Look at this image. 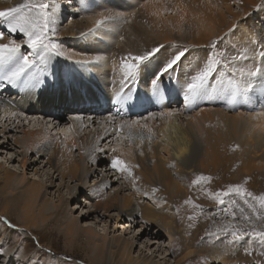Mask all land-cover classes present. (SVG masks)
<instances>
[{"label": "bare ground", "instance_id": "bare-ground-1", "mask_svg": "<svg viewBox=\"0 0 264 264\" xmlns=\"http://www.w3.org/2000/svg\"><path fill=\"white\" fill-rule=\"evenodd\" d=\"M94 1L95 0H85V2L88 3H93ZM99 1H97L96 4L103 8H108L107 4H105L106 7L101 4V1L107 3L106 0ZM135 1L136 0H115V8L113 10L104 9V11L98 15L100 17H112V19L106 20L100 28H96V22L94 20H90V22L85 18L86 25L88 23H90V25L86 28L87 30L85 29L84 34L86 35L82 36V39L87 41L85 44L88 46H92L96 43L99 47L96 46L97 48H91V51L86 52V54L80 51L77 54H73L70 51L67 56L70 55L72 58L75 57L76 60H90L97 56L102 57L101 51L112 42L109 39L111 38L113 25L118 21L122 22L125 17L123 16L124 12L129 9L135 10V13L142 18L143 22L147 24L151 23V30L155 34L161 22L159 11L164 7L170 8L172 12V16L169 17V19L178 14L175 23L181 26L180 19L184 15V12L181 9V4H179V7L175 0H148L147 3L139 5L138 7L135 6ZM191 1L194 0H188V2ZM200 1L203 4L198 2L193 3L194 5L190 4L194 11H201L202 8L206 6L208 0ZM213 1L216 4H213L215 5L214 13L216 17L210 16V18L214 20V22H226L228 24L227 31L233 27L236 17L239 16V14L231 11L230 3L236 4L241 8L244 15H246L248 13V8L253 5V2H256L255 0ZM22 2L23 0H0V10L15 7L18 3ZM48 2L50 5L48 10L51 14L50 21L54 27L64 15V10L62 11L63 4L57 0H48ZM174 2L175 5H173ZM261 7L264 17V4ZM122 8H124V12L119 13ZM221 8L226 10L232 20H227L220 10ZM137 21L139 20H135L130 24L133 29L132 31L137 34V37L129 34L126 46L128 48H119L120 53L123 55L120 56L119 65L113 66V73L106 72V70L102 69L105 67V60L103 59L99 63L92 64L95 72L98 73V77L100 76L99 78L102 80L98 78L99 81L96 83L93 82L92 84L85 82L83 87L88 89V93L91 91L95 92V96H98L96 102L99 108L95 107V109L92 110L89 105L91 100H81L71 101L69 103L70 110H67V113H73L74 115L75 113H82V111L89 109L91 113H99L100 115V113L105 114L110 107L114 110V107L117 106L124 110V117L127 116V118H123L124 120H114L111 118L112 116L105 117V119H103L105 124L99 128H93V131L83 132L79 135L64 133L62 136L65 142L63 147H59L57 141L48 135L50 132H48L47 127L46 131H41V133L39 131L30 130L28 131V138L26 139L27 144L25 147L27 149L36 147L34 151L35 156L38 158L43 156L46 159V163L52 167L54 172H56L62 180L70 178L77 181L78 179L80 180L82 176L85 177L92 174L93 169L97 171L98 169H95L98 167L97 165H103L104 158L102 156L98 155L95 158L93 157L96 154L92 156L97 144L113 133L122 134V136L129 139L131 148L130 150H122L119 148L113 151L111 158L119 157L125 162L128 170L124 172L115 170L111 167L110 162L109 168L105 167V170H108L109 174L111 173L110 178L107 179L101 176L100 181L93 185H89L88 188L84 190L86 198L91 202L94 212L99 210L108 212L110 209L114 208L116 211L115 220L127 219L131 224L134 222L135 217L139 216L144 222L143 225L150 226V228L155 227L157 229L154 233L156 239L160 238L163 234L174 237L177 243L175 242L176 244L172 245V247L175 246L176 248L177 264H188L187 261L197 256V252H203L209 256V264H240L242 261L239 260L242 255L238 256L239 254H237V256H235L230 252L231 244L229 241L231 240L225 242L220 241V238H222L226 232L225 229H220L217 224L208 226L207 223L212 220L211 214H235V210L237 211L241 205H239V202L234 198L238 197V195H243V190L245 189L247 190L246 192L252 193V196L248 197L256 201L253 213L264 214V204H262L259 199V197L264 196V189H260L264 186V172H261L264 171V78H249L239 75V70L241 69L246 72L248 69H255L257 66L264 68V56L260 54L264 52V25H258L252 20L247 19V22L242 25L244 29L238 27L241 29L240 33L237 37H232V50H228L226 53V55H229L226 59L229 58V60H225V64H222L225 68H228L230 74L232 73L233 76H231V74L221 78L220 75L215 74L214 78L209 82L207 92L196 98L197 102L209 104L210 107L206 109L205 107H201L198 110L199 113H196L197 115L187 117V114L183 115L184 112L180 113L168 107H171L170 102L174 101L173 98L184 96L182 89H186V84L190 82L191 76L195 75V71H199L197 69H191L188 65L183 66L180 64L171 69V72L178 78L175 85H177L178 90L181 91L180 94H175V92L171 90V94H169L167 86L171 84L172 79L169 76V80L168 78L165 79L163 75H160L158 79V82H160L157 85L158 91H154L152 86L147 88L138 85V89H136L135 87H131L129 83H121L119 86H110V84L106 87L103 86L106 83L103 78L110 80L111 77L109 75L111 74H115L117 77L121 78L125 75V78H129L124 70L123 61L130 60L131 57L134 56L133 52H140L139 55H143L142 50L146 52L154 48L148 46L150 41L147 39V34L151 31L142 32L138 24L139 22L136 23ZM204 25L208 26V23L205 22ZM80 27L81 24H74L72 27L70 26L65 30H61L60 34L62 37L81 35L82 30L79 29ZM75 28L79 30L76 31ZM93 29H95V31H91ZM180 33H182L181 36L178 34L180 38H189L187 42H193L195 44L192 45V47L198 45L207 46L210 41L208 39L209 35L200 36V33L195 32L193 29L191 30V28L184 27L181 29ZM2 42L7 43L8 41L3 40ZM218 45L221 52L224 47H227V44L224 42ZM245 52L248 59L238 58L235 61L232 60L233 56L239 57L241 53ZM222 53L225 54L224 51ZM153 58L155 59V57ZM196 62L200 64V61ZM158 65L144 66L141 71L144 79L145 77L148 79L149 76H154L159 70L161 71V66ZM203 67L204 65L201 64V68ZM232 69H236L237 71L233 72ZM71 73L75 75V77L76 75L81 78L83 76H88V72L80 66L73 69ZM141 73L139 72V74ZM227 79H230L233 84L239 85L236 98L233 99L234 102L232 97L229 98L228 94L230 91L221 90L222 82L227 81ZM36 81L37 80H32L33 84L36 83ZM67 81L65 74H63L60 79L62 85L56 89V92L53 94L55 97H58L56 100H71L76 94L73 88L68 87ZM46 85H48V83L44 82L42 84L43 88ZM100 86L103 89L105 88V97L98 91V87ZM12 87L16 88L15 94L0 93V114L3 118L5 117V120L17 118L21 115L19 114L20 112L24 113L29 110H31L30 113L35 115L40 112L52 113L54 116L52 121L55 119L62 120L64 117L66 118V114L58 118L57 114L59 112L56 113L55 108H52L49 104L50 102L45 100L43 91L41 94H35L37 92L35 87H30L26 90V84L22 82L12 85ZM166 88L168 90H166ZM44 90L46 89L44 88ZM244 90H247V103L241 107L239 104L245 101V98H243ZM129 91H131V93H129ZM138 98L140 101H146V104L140 101L139 103H133V101L138 100ZM229 101H231V103ZM73 102L76 103L73 104ZM100 104L104 106H100ZM246 105H252V108L249 107L250 109H248ZM153 106L161 108L162 117L160 113L159 115L149 113L143 116L146 111L152 110ZM137 107H139V109H137ZM129 108H131V111ZM62 113L63 112H61V114ZM99 115L97 114V116ZM84 116L86 115H79L80 125L82 126L86 121L88 125H90L91 116ZM97 120L102 119H96V121ZM57 122L59 125V121ZM64 122H72V118L67 116ZM7 131V126L2 125V127H0V138H2L0 145L7 148L10 145L8 142L11 141L12 144L18 146L20 141L17 138L12 139V137L7 134ZM199 134L205 138L208 150L205 159H199L198 161ZM71 147L77 148L80 152V158L86 156L85 160L91 161L89 159H92L90 167L93 166V168L85 166L81 171L82 166L72 154ZM137 150H141V153H137ZM89 156L92 157L89 158ZM149 158H152V164L149 163ZM257 160H259L260 163L256 164L255 162H257ZM26 164V158L24 157L21 160V166H29L27 168L30 169L34 168L32 167L34 165L33 162L28 165ZM197 165H199L198 169H196ZM99 172L98 170V173ZM116 175L117 179L120 181L118 182V186L112 188V182L117 181ZM185 175L188 176L187 179L189 182H187V184L183 181ZM200 177H204L205 179H200ZM48 180L50 181L49 186L53 187L54 181L51 175L48 176ZM196 180H198V183L204 181L205 185L198 189H191L189 183ZM247 181L250 183V187ZM16 184H18V186L17 188L15 187V193H12V195L7 198V201L13 205L17 212L19 211L22 213L20 214L22 217L19 216V222L23 225L24 229L30 228L31 226V229L35 230V224H42L46 218L43 213L45 201L38 203L41 200H39V198L43 195V193H41L44 186L43 182L34 180L28 182L23 174L20 176L14 174L0 164V191L5 186L13 185L14 187ZM236 185L240 186L242 190L241 193L229 192L228 195H221L220 199H223L224 202L220 203L217 194L228 192L230 186ZM45 188L47 189V187ZM126 190L128 191L127 193L124 192ZM194 197L201 198V203H204L202 205L200 204V206L198 204V207L201 208V212L213 206L215 207L214 212L203 213L207 215L204 216L201 221L202 224L200 223L196 229H193L192 224L187 222L178 229L176 226L177 223H179L182 217L184 219L187 214H190L189 207L185 205L182 214H175L176 212L172 207V203L174 205L185 203L194 204ZM60 198L59 201L62 200ZM195 203L198 202L196 201ZM37 205H39V210L35 211ZM258 205L262 206L258 208ZM233 206L234 213L232 212ZM1 209V211H6L4 206L1 207ZM244 211L243 209L239 210L240 214H247L244 213ZM56 212H58V209ZM34 214L38 215V219H35ZM192 214H198V212ZM63 217V233L67 236L68 241H76L83 235V240L90 245L93 252L91 261H94V263L109 264L113 262L118 255V264H159L151 263L150 260H145L146 256L143 257L144 254L143 256H140L141 253L133 255L131 251L132 244L129 241L120 244L121 242L105 234L96 237L93 230L79 225L73 217ZM249 218H251V216ZM31 229H28V231L31 232ZM233 235L236 237L237 234L231 232L230 239ZM197 243H201L200 249L195 247ZM5 249L6 251L2 263L15 264L16 262H14L15 260H13L11 255L12 248L7 249L5 246ZM163 257L164 256H162V258ZM59 261L60 260L56 261V264H59ZM48 263L49 262L46 264Z\"/></svg>", "mask_w": 264, "mask_h": 264}, {"label": "rangeland", "instance_id": "rangeland-1", "mask_svg": "<svg viewBox=\"0 0 264 264\" xmlns=\"http://www.w3.org/2000/svg\"><path fill=\"white\" fill-rule=\"evenodd\" d=\"M57 1L63 4L62 11L64 10L63 12L64 15L62 19L59 21V23L54 27L52 26L51 21L49 22L48 25L49 31L47 35L49 41L51 43L56 44L58 50L60 52H64L65 55H59L57 52H49L46 54L47 57L46 61L44 65H41V67H43L44 69L43 75L40 76L38 75L36 79H34V81L35 80L40 81L38 86L35 87V89H37V92L35 94H41L43 91V94L45 95V100L47 102H50L49 104L52 106V108H55L56 113L59 112L57 114L58 118H60L61 116H65L64 114H66V118L67 116L71 117L72 122L65 123L64 122L66 120L65 117H64L65 119L62 118V120L55 119L52 121V118L54 117L52 113L40 112L39 114L35 115L33 113H30L31 110L26 111L24 113L20 112L19 114L21 115H19L17 118L10 120H5V117L3 118V116L0 114V127H2V125L7 126L8 127L7 134L10 137H12V139L17 138L20 141V144L18 146L12 144L11 141L8 142L10 145L7 148H4L0 145V164L3 167L12 171L14 174H17L19 176L23 174L28 182H31L33 180L41 181L43 182V185L47 187L46 189L43 186L41 191L43 195H41V198H39V200L40 199L41 200L40 202H38V203H42L43 201H45L44 202L45 209L43 210L44 211L43 213L46 216V218L42 224H35L36 226L35 230L31 229V226L30 228L24 229L23 225H21V223L19 222L20 221L19 216L22 217L20 215L22 213L19 211L17 212L13 207V205L7 201V198L11 196L12 193H15V187L17 188L18 184L14 185V187L13 185L5 186L0 191V248H4V252L6 251L5 246L7 247V249L12 248L13 254L11 253V255L13 260H15L14 262H16L15 264H46L47 262H49L48 264L50 263L56 264V261L58 260H60L59 264H97L96 262L94 263V261H91L93 252L90 248V245L85 243V240H83L84 238L83 235L79 237L78 240L76 241L75 240H73L72 242L68 241L67 236L63 233V225H64L63 216H65L66 218L73 217L79 223V225L93 230V233L95 234L96 237L105 234L106 236L111 237L114 240H118L119 242H121L120 244H123V242L125 241L131 242L132 244L131 251L133 252V255H138L141 253L140 256H143L144 254L143 257L146 256L145 260H150L151 263L177 264L176 262L177 253L175 250L176 248L175 246L172 247V245H175L177 243V241L174 240V237H169L168 235L163 234L160 238L156 239L154 233L155 230L157 229L155 227L150 228V226L143 225L144 222L143 220H141L139 216H136L134 222L131 224L130 221L127 219H121L119 221L115 220L116 211L114 208L110 209L108 212H103L102 210L94 212L91 202L88 200V198H86V193L84 190L88 188L89 185H93L94 183L100 181L101 176H104L107 179L110 178L111 173L109 174L108 173L109 171L105 170V167L109 168L110 162L112 160L111 156L113 151L119 148L122 150H130L131 148L130 141L127 137L122 136V134L113 133L109 135V137L105 138V140L99 142L92 156L96 154L93 158H95L98 155L104 158L103 165L99 164L97 165L98 167L95 168L100 171L99 172L100 174L98 173V170L94 171L93 169L92 174H89L88 176L85 177L82 176L80 177V180L78 179L77 181L72 180L70 178H65L64 180H62L61 178H59L56 172H54L52 167L48 163H46L45 161L46 159L43 156H40L39 158L35 156L34 151L36 147L32 149H27L25 147L27 144L26 139L28 138V131L30 130L39 131L41 133V131L45 132L47 127L48 132H50V134L48 135L52 139L57 141L59 147H63L65 142L62 136L64 133L79 135L82 134L83 132H89L91 130L93 131V128H99L105 124L103 120L105 119V117L112 116L111 118L114 120H124L125 117L127 118V116L124 117V110L121 107H117V106L115 107L113 106L114 110L110 107V109H108L105 112V114L100 113V115L99 113H91L89 109H87L86 111H82V113H75L74 115L73 113H67V110H70L69 103L71 101L91 100L89 102L91 109L93 110L95 109V107L99 108V105L96 102L98 96H95L94 91L88 93V89L87 88L85 89L83 85L85 82H89L91 84L93 82L96 83L97 81H99L100 76L98 77L97 75L98 73L95 72L92 64L85 66L75 63V61L77 60H84V59L76 60V58L74 57L70 60L68 59L67 56V54L70 53V51L73 54L75 53L77 54L79 51L81 53L83 52L84 54H86V52L91 51V48L96 47L98 45L96 43L92 46L86 45L85 42L87 43V41L85 39H82L81 35L78 36L76 35L73 37H66V36L62 37L60 31L65 30L70 26L72 27L74 24H79V25L81 24V27L79 29L82 30V33H85V29L90 25V23L86 25V19L89 21L94 20L95 22L97 20L103 19L104 16L100 17L98 15L102 13L104 9L113 10L115 8V2H114L115 0H106L107 3L101 1V4L105 7H106L105 4H107L108 8H103L98 4H96L97 1L99 0H95L93 3L85 2V0H57ZM255 1L256 2H253L252 3L253 5H251V7L248 8L247 11L248 13L246 15H244L241 8H239L236 4L229 2L231 4L230 6L231 11L236 14H239V16L236 17L235 24L233 25V27H231L229 31H227L228 24L226 22H220V21L214 22V20L210 18V16L216 17L214 13L215 12L214 7L216 4L214 3L213 0H208L206 2L207 4L205 3L206 6H204L201 11L199 10L194 11L190 6V4L197 2L203 4L201 3L200 0L191 1L192 3L188 2V0H175V2H177L179 7H180L179 4H181V9L184 12V15L180 19L181 26H179L178 23H175L178 14L172 17L171 19H169V17L172 16V12L170 8L164 7L162 10L159 11L160 14L159 18L161 19L160 20L161 22L156 31V34L151 30L152 29L151 23L147 24L143 22L142 18L135 13V10L129 9L124 12V8H122L119 13L124 12L123 16L125 17L122 22L118 21L115 24L117 26L113 25V31L111 32V38L112 37L113 38L109 39L112 42H110L109 45L105 46V48L101 51L102 58L103 60H105L104 63L105 67L102 69L106 70V72H110V73L114 72L113 66L119 65V60L121 59L120 56L123 55L120 53L119 48L121 47L128 48L126 46H127V37L129 34H132L134 37L135 36L137 37V34L134 31H132L133 29L132 26H130V24L135 20H139L136 23L139 22L138 24L140 25L142 32H150V31L153 32L147 34V39L150 41L148 46L155 48L160 45H164V47L158 53H156L157 55L155 54L154 56L155 59L152 58L149 61H146L145 64L141 66L139 70L140 73L142 71V68L146 65L152 66L159 64L158 66H161L162 69V67L166 63L165 60L174 57L179 51H185L184 57L182 58L181 62L178 63L177 65L180 64H182L183 66L188 65L191 69H197L200 71L202 69L201 64L205 66L208 59L214 58L215 60L219 61V63L215 65L217 69L215 74L219 75L220 73H223L224 74L223 76L231 75L232 73L230 74L228 68H225L222 64H225V60H229V58L226 59L227 56L229 57V55H226V53L228 50H232L231 49L232 37H237L239 35L241 30L239 28L244 29V26L242 27V25L245 22H247V19L252 20L258 25L261 26L264 25L263 9L261 7L264 4V0H255ZM147 2L148 0H136L135 6L138 7L139 5L145 4ZM175 2L173 5H175ZM211 5L213 6V8ZM220 10L223 12L227 20H232V18L227 14L225 9L221 8ZM205 22L208 23V26L204 25ZM184 27L191 28V30L193 29L195 32L200 33V36L209 35L208 39L210 41L208 45L207 46L198 45L192 47V45L195 44L193 42L192 43L187 42L189 38L188 39L183 37L180 38L178 35L180 34L181 36L182 33H180V31ZM75 29L76 31L79 30L78 28ZM0 31L5 32L4 41H8L9 39H15L17 43H20L22 45L20 54L31 55L33 58H35V53L26 44V40H27L26 36H24L22 33L19 32L8 35L6 25L2 22H0ZM131 32H133L136 35H134ZM157 34H161V35H157ZM222 42L227 44V47H224L222 50V52L224 51L225 54L222 53L218 47L219 46L218 44ZM133 53L134 56H137L139 55L140 52H133ZM142 53L144 54L145 52H143L142 50ZM196 61H200V64H198ZM79 66L85 69L86 72H88L87 77L83 76L81 78L78 75H76V77L75 75H72L71 71ZM2 71L3 70H0V74H2ZM139 72L137 73L136 76L133 77L128 76L129 78L126 77L127 79L125 78V75L122 76L124 78L123 79L121 77H117L115 74L114 75L111 74L109 75L111 77L110 80H106V78H103V80H105L106 82L105 83L106 85L104 84L103 86L106 87L109 86V84L110 86H117V85L119 86L121 83H129L131 87H135L136 89H138V85L149 88L150 86L153 87L152 82L154 78L157 79L158 76L160 78V75H163L165 79H167L168 76L171 77L172 79L171 84L167 86V88L169 89V94H171L170 90L174 91L175 94L181 93V91L178 90V86L175 85L178 78L171 72V70H169L166 73H161V71L159 70L154 74V76H149L148 79L146 77L144 79L142 73L139 74ZM197 72L198 71H195V74ZM63 74H65V77L68 80L67 81L68 87L73 88L76 93L71 100H66V99H63L61 101L56 100V98L58 97H55L53 95L56 92V89H58L62 85L60 83V79ZM106 76L109 77L108 75ZM231 76H233V74ZM44 82L48 83V85L44 86L46 90H44L42 86ZM18 83L20 84L21 82ZM159 83L160 82L157 81V85ZM28 84L29 85L26 84V90L31 87L30 85L33 84V82L30 81ZM167 88L166 90H168ZM184 89L185 88L182 89L183 92ZM94 90L97 91L96 89ZM15 91L16 88L12 87V84H9L7 81H0V93L2 94L7 93L13 95L15 94ZM98 91L101 94H103V97H105V88L103 89L100 86L98 87ZM243 92H244L243 98H245V101L239 104V106L241 107H243L244 104L247 103V90H244ZM129 93H131V91H129ZM228 95L230 98L231 94L229 93ZM173 100L174 101L170 102L171 107L169 106L168 108L180 113L184 112L183 115L187 114V117L192 115H197L199 113L198 110L201 107H205V109L207 107H210L209 104H201V102L200 103L197 102L196 99H195L196 101L195 100L186 101L185 103L184 96L173 98ZM139 101L140 100L138 98V100H134L133 103H139ZM140 102L146 104V101H140ZM74 103L76 102H73V104ZM100 106H104V105L100 104ZM246 106L248 109L252 108V105H246ZM152 108H153L152 110L146 111L143 114V116L149 113H154L157 115H159L160 113V116L162 115V110H160L161 108L157 106L155 107L153 106ZM137 109H139V107H137ZM129 110L131 111V108H129ZM61 112L63 113L61 114ZM97 114L99 116H97ZM79 115H86L89 117L91 116L90 125H88L86 121L81 126L79 122L80 120ZM96 119H102V120L96 121ZM56 120L59 121V125ZM198 139H199V150H198V157H199L198 161H199V159L202 160L205 159L208 149L206 146L207 144L205 138L201 134L198 135ZM1 140L2 138H0V143ZM147 147L149 149L148 145ZM71 149L73 152L72 154L75 156V158L82 166L81 171L85 168V166L90 167V165L92 164L91 162L92 159H89L91 161L85 160L86 156L80 158L79 156L80 152L77 150V148L71 147ZM137 153L140 154L141 150H137ZM92 156H89V158ZM24 157L26 158V163H27L26 165L33 162L34 164L32 166L34 167L33 169L27 168L29 166H25V167L21 166V160ZM151 160L152 158H149V163L152 164L153 160L152 161ZM255 163L258 164L260 162L259 160H257V162ZM90 168H93V166H91ZM198 168L199 165H197L196 169ZM261 172L263 173L264 171ZM50 175L52 176V179L54 181L53 187L49 186L50 181L48 180V176ZM187 177H188L187 175L184 176L183 181L185 184L189 182ZM116 179H117V175H116ZM119 181H120L119 179H117V181H113L112 188L118 186ZM203 185H205L204 181L198 183V180H196L195 183L193 182L189 183V187L191 189H198L203 187ZM248 185L250 187V183H248ZM260 189H264V186H262ZM246 191H247L246 189L243 190V195L241 194L238 195V197L234 198L235 200H237V202H239V205H241L240 208L237 209L238 212L235 210V214H225V215L211 214L212 220L207 224L208 226L217 224L219 225L220 229H225L226 232L224 231L225 234L222 238H220V241L225 242L227 240L228 241L231 240L229 241L231 244L230 252L235 256H237V254H239L238 256L242 255L241 259L239 260L242 261L240 262V264H264V235H261L264 234V214L253 213V208L256 206V201H253L250 197L246 196V193H244ZM124 192L127 193L128 191L126 190ZM59 198L62 200L59 201ZM194 198H195L194 204L185 203L181 205H174L172 203V207L176 212L175 214H182L184 212L183 208L185 205H188L189 207L190 214H187L186 217H184V219L183 217L181 218L179 223H177L176 225L178 229H180L181 226H184L186 222L192 224V228L196 229L203 220L204 216L207 215L203 213L214 212L215 209L214 206L205 209L201 212V208L198 207V204L200 206V204L202 205L204 203H201L202 201L201 198H197V197ZM196 201L198 203H195ZM3 206L4 208H6V211H1L2 210L1 207ZM38 206L39 205L36 206L35 211L39 210ZM261 206L262 205H258L257 207L260 208ZM57 209L58 212H56ZM233 209L234 206L232 207V212L234 213ZM241 209L245 210L246 212L244 211V213H247L248 215L240 214L239 210ZM194 212H198V214H192ZM34 216L35 219H38L37 214H34ZM250 216L251 218H249ZM7 222H10L11 225H13V227H9ZM28 229H31L30 230L31 232H29ZM231 232L236 233L237 234L236 237H234L233 235L230 239ZM195 247H198L197 249H200L201 243H197ZM202 253L203 252H197V256L187 261L188 264H209V256H207L205 253L203 254ZM162 256L164 257L162 258ZM3 260H4V255L2 257V260H0V264H4L2 263ZM117 260H118V255L115 257L114 261L109 264H118ZM99 264H105V263H99Z\"/></svg>", "mask_w": 264, "mask_h": 264}, {"label": "snow or ice", "instance_id": "snow-or-ice-1", "mask_svg": "<svg viewBox=\"0 0 264 264\" xmlns=\"http://www.w3.org/2000/svg\"><path fill=\"white\" fill-rule=\"evenodd\" d=\"M48 0H23L22 3H18L15 7H10L4 10H0V22L6 25L7 34L22 33L27 37L26 44L35 53V58L31 55H22L20 43H17L15 39H9L7 43L2 42L5 38V32L0 31V81H7L9 84L16 85L18 82L28 84L34 80L38 75H43L44 69L41 65H44L46 61V54L49 52H57L59 55H65L64 52H60L57 45L51 43L48 39L49 22L51 20V14L48 12L49 9ZM112 19V17H104L101 20L96 21V28H100L106 20ZM95 31V29L91 30ZM86 34L82 33L81 36ZM164 45L153 48L149 52H145L143 55L132 56L130 60L123 61L124 70L129 77L136 76L141 66L146 61L152 59L156 53H158ZM264 56V52L260 53ZM185 55V51H179L174 57L168 59L161 69V73H166L173 69L178 63L181 62ZM248 59L245 53H241L239 57L233 56L232 60L236 59ZM68 59H72L69 55ZM103 58L95 57L92 60H77L75 63L81 65H89L99 63ZM219 61L214 58L208 59L205 66L198 71L195 75L191 76L190 82H187L186 89L184 91V100L192 101L195 100L199 95L207 92L209 82L214 78V74L217 69ZM227 66V65H225ZM233 72L237 71L232 69ZM221 77L223 73L219 74ZM241 77L247 76L249 78L262 77L264 78V68L257 66L255 69H248L246 72L241 69L239 70ZM157 79L153 80V89L158 91ZM40 83L39 80L36 83L31 84V87H37ZM221 90L230 91L232 99L236 98L239 90V85L233 84L229 79L222 82ZM231 103V101H229ZM111 167L115 170L124 172L127 171V165L119 157H115L111 160ZM200 179H205L200 177ZM195 183V181L193 182ZM239 185L230 186L228 192L217 194V198L220 203H223V199H220L221 195H228L229 192L241 193ZM247 196H252L251 192H246ZM262 204H264V196L259 197ZM9 227H13L10 222H7ZM264 235V234H261ZM5 254L4 249L0 248V260H2Z\"/></svg>", "mask_w": 264, "mask_h": 264}]
</instances>
